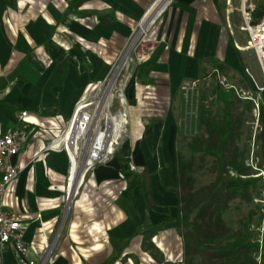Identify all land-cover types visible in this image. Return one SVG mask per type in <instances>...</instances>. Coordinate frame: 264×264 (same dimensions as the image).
<instances>
[{
  "label": "crops",
  "instance_id": "0c3cea01",
  "mask_svg": "<svg viewBox=\"0 0 264 264\" xmlns=\"http://www.w3.org/2000/svg\"><path fill=\"white\" fill-rule=\"evenodd\" d=\"M229 12L228 0H0V134L15 127L27 134L12 158L22 172L6 203L23 216L24 239L37 251L32 258H40L45 238L56 237L51 264L181 262V87L222 64L264 94V71L254 52L237 47ZM138 21L141 31L154 23L112 104L115 115H127L120 144L79 189L75 182L57 235L71 160L46 147L66 129L76 102L111 73ZM236 33L244 46L245 34ZM23 110L29 115L21 120Z\"/></svg>",
  "mask_w": 264,
  "mask_h": 264
},
{
  "label": "built area",
  "instance_id": "2783aa9c",
  "mask_svg": "<svg viewBox=\"0 0 264 264\" xmlns=\"http://www.w3.org/2000/svg\"><path fill=\"white\" fill-rule=\"evenodd\" d=\"M231 3V0H228L230 12L227 16V23L232 37L239 49L247 48L248 51L256 54L264 71V11L260 13L261 7L264 6V0H241L237 9L231 8ZM136 27L139 28L137 31L134 29L128 43L113 64L111 73L105 79L94 84L89 95L81 97L76 102L66 129L46 147L47 151H66L70 156L71 174L68 178V199H70V191L76 179L81 178V186L86 176L98 164L106 162L109 157L113 156L120 144L122 130L128 120L124 112L118 116L115 115L112 111V104L122 84V75L133 60V53L149 36L147 34L149 28L143 33L140 32V21ZM236 30L245 34L247 41L244 46L238 45L239 33L237 34ZM201 80L193 79L181 87V114L178 126L183 137H187L189 133H191V137H194L199 133L201 106L202 104L209 105L213 101V95H210L206 100L203 99V91L200 88ZM204 80L208 81L207 85H209V80H213L225 90L234 89L238 95L243 94V99L253 100L259 107L256 98L231 83L217 68ZM28 115V110H23L19 118L23 120ZM26 140L27 134L19 127L0 134V264H51L54 260L53 250L57 238L52 240L45 238V246L40 258H32V253H37V251L31 243L24 239L23 216L10 209L6 203V194L11 183L22 172V168L14 163L12 158L19 154L26 144ZM262 228L264 230V220ZM260 241L262 243V239ZM9 254L12 259L7 258ZM257 261L261 262L260 253L257 256Z\"/></svg>",
  "mask_w": 264,
  "mask_h": 264
},
{
  "label": "trees",
  "instance_id": "16d2710c",
  "mask_svg": "<svg viewBox=\"0 0 264 264\" xmlns=\"http://www.w3.org/2000/svg\"><path fill=\"white\" fill-rule=\"evenodd\" d=\"M264 11L261 7L260 13ZM222 73L229 70L216 64ZM211 94L203 92L206 100L213 95V101L202 104L199 114V133L191 139L188 148L193 154L212 155L215 179L196 188L194 160L178 155L180 201V231L184 241L183 264H264V238L252 228L254 213L251 212L242 228L233 230L224 214L230 209L231 201L241 197L252 202L250 190L257 191V176L247 165L245 151L236 145L245 122L244 111L255 110L253 100L247 99L244 110L239 112L238 99L234 89L225 90L218 83L213 84ZM222 105L221 124L212 118V104ZM261 132L258 135L261 155L264 160V104L258 107ZM260 210V207L258 208ZM260 212V213H259ZM258 212L259 223L264 220V211ZM260 253L261 262L257 261Z\"/></svg>",
  "mask_w": 264,
  "mask_h": 264
},
{
  "label": "rangeland",
  "instance_id": "374dc122",
  "mask_svg": "<svg viewBox=\"0 0 264 264\" xmlns=\"http://www.w3.org/2000/svg\"><path fill=\"white\" fill-rule=\"evenodd\" d=\"M152 26L149 28V31L147 32L148 35L150 34ZM138 28L139 27L134 28L135 31H137ZM242 57L246 63L252 58L251 56L248 55V53L242 54ZM251 70L252 72H254L252 67ZM225 73L227 76H230L231 83H234L238 88L243 89L247 94H250L251 96L256 98L258 104L261 103V101H259L258 99L264 100V94H261L259 91H257V87L255 83L247 79L243 80L241 78V76L243 75L239 71L236 72L234 70H228ZM212 82L213 80H209V85H207L208 81L205 82V85L203 82L200 83V88L206 95L211 94V91L214 88L213 84L215 83V81L213 83ZM258 92L261 95H259ZM236 96L238 99L237 105L239 106V112H241L244 110V105L247 99H243L242 93L241 95H238L236 92ZM254 104L256 108L255 110L244 111L245 114L243 116V119H245V122L241 127V134L236 140V145L241 150L245 151V158L247 161V165L251 166L252 168L251 173H253V175L257 176L258 178L257 191L253 189L250 190V193L254 198L252 202H248L241 197H237L234 200H232L230 209L224 214V218L227 224L233 230H237L242 228L243 221L247 220L249 214L253 212L254 216L252 220V228L258 231L259 228L261 227V230H259L260 232L259 235H260V239H263L264 238V230L262 228L263 221L260 223L259 225L260 227L259 228L257 227L259 223L258 212L260 210L264 211V160L261 155L260 141L258 139V135L261 132L262 126L258 120V107L256 106L255 102ZM212 105H213L211 108L212 118L215 119L216 122L221 124L222 105L219 102L218 103L216 102ZM195 123L196 121L194 122V125ZM187 137L191 138V133H189ZM190 140L191 139H184L183 133H180V137L177 142V156L180 155L184 159L194 160V174L197 178L196 188H198L204 184H208L214 181L216 173L213 167V162L215 158L212 155H202L201 153L193 154L188 148V142ZM73 199L74 197H71V199H68L66 197L65 202L62 205V215L55 231L57 235L64 230L67 224L69 212L71 209L70 207ZM259 207L260 210L258 209ZM181 238L183 243V257L181 258V262L177 264H183L184 261V241L182 235Z\"/></svg>",
  "mask_w": 264,
  "mask_h": 264
},
{
  "label": "bare ground",
  "instance_id": "6f19581e",
  "mask_svg": "<svg viewBox=\"0 0 264 264\" xmlns=\"http://www.w3.org/2000/svg\"><path fill=\"white\" fill-rule=\"evenodd\" d=\"M141 20H142V19H141ZM141 20H140V21H141ZM140 28H141V30H142L141 22H140ZM148 28H149V27H148ZM148 28H147V29H148ZM147 29H146L145 31H147ZM140 32L143 33L144 31H140ZM78 181H79V186H80L81 178H80V179L77 178V179H76V182H78ZM74 184H75V183H74ZM79 186H78V189H79ZM73 189H74V186L72 187V189H71V191H70V192H71V193H70V199H71V197L77 192V191H76L77 186H76L75 189H74V190L76 191L75 193H74ZM78 189H77V190H78Z\"/></svg>",
  "mask_w": 264,
  "mask_h": 264
}]
</instances>
